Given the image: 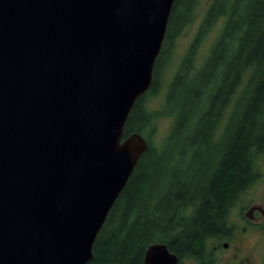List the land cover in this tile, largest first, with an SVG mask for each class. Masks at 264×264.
Wrapping results in <instances>:
<instances>
[{
  "label": "water",
  "instance_id": "obj_1",
  "mask_svg": "<svg viewBox=\"0 0 264 264\" xmlns=\"http://www.w3.org/2000/svg\"><path fill=\"white\" fill-rule=\"evenodd\" d=\"M176 0H0V264H88L139 160L125 136ZM165 243L144 264H179Z\"/></svg>",
  "mask_w": 264,
  "mask_h": 264
},
{
  "label": "trees",
  "instance_id": "obj_2",
  "mask_svg": "<svg viewBox=\"0 0 264 264\" xmlns=\"http://www.w3.org/2000/svg\"><path fill=\"white\" fill-rule=\"evenodd\" d=\"M204 0H176L150 90L135 104L125 136L172 121L160 147L139 160L113 207L88 264H144L165 243L179 264H211L208 241L230 230L237 198L260 179L264 155V0H210L196 36L167 87L164 108L145 100L163 86L176 40L199 18ZM220 25L218 28L217 26ZM217 28L203 60L197 54ZM230 109L224 133H216ZM212 151V152H211Z\"/></svg>",
  "mask_w": 264,
  "mask_h": 264
},
{
  "label": "rangeland",
  "instance_id": "obj_3",
  "mask_svg": "<svg viewBox=\"0 0 264 264\" xmlns=\"http://www.w3.org/2000/svg\"><path fill=\"white\" fill-rule=\"evenodd\" d=\"M210 0H204L199 8L198 14L199 18L193 24H191L184 32L182 36H180L176 42L175 46L172 50L171 56L166 60V65L164 68L163 75V86L158 94H150L147 96L145 103L149 110L154 112H159L164 108L167 87L170 83L171 79L175 75V72L179 68L184 55L189 49L191 43L193 42L199 24L202 20V16L209 5ZM220 25L217 26V28ZM217 28H215L210 35L205 39L201 48L197 54V62L200 63L205 55L209 52L210 47L213 43V39L217 32ZM223 119V123H224ZM172 126V121L168 117H160L157 118L156 121L150 126V128L145 131L142 136L148 139L154 147H160L166 137L170 132V128ZM256 167L260 173L259 181L252 186L247 192L242 193L236 200L235 206L232 209L229 221L232 226L235 228L236 234L238 235L241 229L245 228L248 224L246 223V215L249 213V206L254 203H264V155L260 156L256 160ZM258 236V235H256ZM251 240H253L255 235L249 236ZM258 239V238H257ZM229 241V240H227ZM225 242V241H224ZM224 242L221 243H209V250L212 251L213 248H216L214 253V259L217 261L216 264H240L239 260L236 259V252L232 246L233 241H229L231 245L227 248H224ZM223 244V245H222ZM264 256V247L256 249L255 253L248 259V262L245 264H259L262 261Z\"/></svg>",
  "mask_w": 264,
  "mask_h": 264
},
{
  "label": "flooded vegetation",
  "instance_id": "obj_4",
  "mask_svg": "<svg viewBox=\"0 0 264 264\" xmlns=\"http://www.w3.org/2000/svg\"><path fill=\"white\" fill-rule=\"evenodd\" d=\"M229 115L230 109H227L224 114V123L222 122L215 135L217 139L224 133V128L228 122ZM257 182H255L252 186H254ZM252 186L248 187L244 192H247ZM246 218V223L248 225L241 229L238 235L236 234L235 228L229 221L230 230L227 232V234L224 237L211 238L208 241V247L209 243L211 242L221 243L225 241L223 247L227 248L229 245H231L229 241H233L232 246L236 252V259L239 260L240 264H245L248 262V259L255 253L256 249L258 250L259 248L264 247V203L257 202L250 205L249 213L246 215ZM250 235H255L256 238L251 240L248 238ZM215 251L216 248H213L211 251V264H216L217 262L213 257ZM259 264H264V256Z\"/></svg>",
  "mask_w": 264,
  "mask_h": 264
},
{
  "label": "bare ground",
  "instance_id": "obj_5",
  "mask_svg": "<svg viewBox=\"0 0 264 264\" xmlns=\"http://www.w3.org/2000/svg\"><path fill=\"white\" fill-rule=\"evenodd\" d=\"M212 152V151H211Z\"/></svg>",
  "mask_w": 264,
  "mask_h": 264
}]
</instances>
